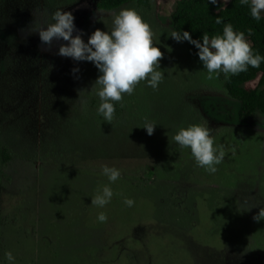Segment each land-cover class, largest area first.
I'll return each mask as SVG.
<instances>
[{
	"label": "rangeland",
	"instance_id": "374dc122",
	"mask_svg": "<svg viewBox=\"0 0 264 264\" xmlns=\"http://www.w3.org/2000/svg\"><path fill=\"white\" fill-rule=\"evenodd\" d=\"M97 1L0 0V264H264V220H253L264 207V116L239 123L224 88L231 74L209 80L186 43L171 38L178 0L109 12ZM124 8L150 25L164 79L124 94L108 123L92 89L95 65L57 55L63 40L42 51L28 29L62 9L87 43ZM145 118L156 124L151 136ZM193 124L210 128L225 152L214 174L172 139ZM105 165L120 178L110 182ZM105 185L113 197L97 207L92 198Z\"/></svg>",
	"mask_w": 264,
	"mask_h": 264
},
{
	"label": "clouds",
	"instance_id": "9594fccd",
	"mask_svg": "<svg viewBox=\"0 0 264 264\" xmlns=\"http://www.w3.org/2000/svg\"><path fill=\"white\" fill-rule=\"evenodd\" d=\"M210 2L216 4L217 0H210ZM224 2L227 3V0ZM240 2L243 5L250 4V14L254 20L261 19V13L264 12V0H240ZM74 19L71 12L57 9L52 14L54 22L29 27L28 32L39 34L41 44L46 46L41 48L42 51H50L54 41L63 40L67 43L59 46L57 55L72 58L74 61L92 62L95 65L100 73L92 85V89L101 101L98 114L111 123L115 113L113 102H121L124 94L132 95L141 81H147V85L154 90L158 88L164 79V73L158 70L163 53L159 47L154 46V33L150 25L135 9H121L112 19L111 30L96 29L89 36L87 43L82 39L83 32L76 28ZM34 23L33 21L32 24ZM216 23H222L221 19L217 18ZM248 31L250 35L252 30ZM74 32L77 33L75 36ZM170 36L177 42L186 40L199 50L198 56L204 69L207 70L209 80L214 78V73L216 77L221 72L226 77L229 74L238 75L246 72L249 66L258 68L264 61V56L253 53L244 32L234 31L231 23L224 25L222 35L210 38L207 33H204L202 43L200 40L192 39L187 31L182 33L173 31ZM72 71L76 73L79 70L74 68ZM82 92L83 90L79 91V97ZM142 127L151 136L156 124L145 118ZM211 133L210 128L202 124H193L187 128H180L172 139L182 149H190L197 166L214 174L218 170L216 166L222 163L225 152L222 146L214 147ZM102 173L110 182H115L121 176L120 170L107 165L102 167ZM112 197V189L105 185L102 191L92 198V204L104 207ZM123 202L128 207H132L135 203L129 198H125ZM97 219L103 223L107 221V216L101 212ZM253 220L256 222L264 220V207L253 216ZM5 256L9 262L15 260L10 251L6 252Z\"/></svg>",
	"mask_w": 264,
	"mask_h": 264
},
{
	"label": "trees",
	"instance_id": "16d2710c",
	"mask_svg": "<svg viewBox=\"0 0 264 264\" xmlns=\"http://www.w3.org/2000/svg\"><path fill=\"white\" fill-rule=\"evenodd\" d=\"M135 3L140 7L149 8L150 0H98L96 10L99 12L115 11L127 4ZM222 23L217 24L216 19ZM175 31L189 32L192 39L200 40L204 33L209 37L222 35L224 25L231 23L236 32H244L250 42L253 53L264 56V14L261 13L259 21L254 20L250 14V4L243 5L240 0H229L222 4L217 0L212 4L210 0H178L171 15ZM249 29L251 34L249 35ZM193 55L199 58L198 49L188 41H184ZM255 82L253 88H247L248 83ZM227 95L238 102L237 118L239 123L248 124L257 114L264 116V61L258 68L248 67L246 72L230 75L224 80ZM115 116L121 114V107L113 102ZM7 151L3 150L5 159Z\"/></svg>",
	"mask_w": 264,
	"mask_h": 264
}]
</instances>
